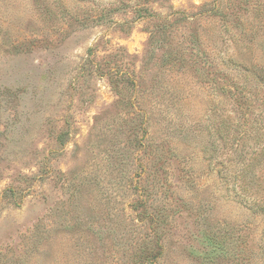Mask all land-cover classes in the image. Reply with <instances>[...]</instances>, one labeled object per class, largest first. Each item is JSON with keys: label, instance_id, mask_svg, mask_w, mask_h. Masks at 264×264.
Masks as SVG:
<instances>
[{"label": "rangeland", "instance_id": "obj_1", "mask_svg": "<svg viewBox=\"0 0 264 264\" xmlns=\"http://www.w3.org/2000/svg\"><path fill=\"white\" fill-rule=\"evenodd\" d=\"M238 51L264 68V0H0V264H264V216L222 181L215 136Z\"/></svg>", "mask_w": 264, "mask_h": 264}, {"label": "trees", "instance_id": "obj_2", "mask_svg": "<svg viewBox=\"0 0 264 264\" xmlns=\"http://www.w3.org/2000/svg\"><path fill=\"white\" fill-rule=\"evenodd\" d=\"M220 14L224 13L213 5L207 12L211 17ZM244 47L247 48L248 45L245 44ZM88 56L85 67H93L94 73L108 77L111 87L120 97L118 104L124 108L123 111L130 108L131 111H127L129 114L139 116L136 114L139 112L144 117L142 109L137 110V105L125 94V91L135 90L134 80L127 78L125 81L114 73L111 62L107 61L109 56L99 58L95 55V48L89 50ZM250 60L245 52L238 51L237 55H226L220 61V69H217V72L224 83L222 95L224 98L230 96L234 116L225 112L219 116L215 136L222 147L231 146L233 149V159L230 167L224 168L222 181L228 184L231 179L235 198L238 197L250 210L264 216V96L256 99L264 90V68L252 65ZM145 124V121L141 120L130 132L146 131ZM70 135V129L62 127L52 140L60 148L66 144ZM156 161L159 162L160 159ZM7 195L10 199L17 200L16 190H7L4 197ZM149 217L145 215V218ZM158 240L159 238H156V247ZM159 250L160 248L155 255L153 252L148 253L147 258H155Z\"/></svg>", "mask_w": 264, "mask_h": 264}]
</instances>
